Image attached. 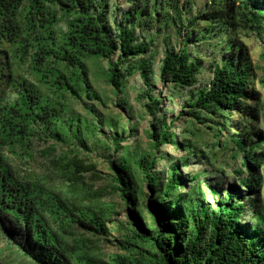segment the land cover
<instances>
[{"label":"trees","instance_id":"trees-1","mask_svg":"<svg viewBox=\"0 0 264 264\" xmlns=\"http://www.w3.org/2000/svg\"><path fill=\"white\" fill-rule=\"evenodd\" d=\"M259 70L264 0H0V264H264Z\"/></svg>","mask_w":264,"mask_h":264},{"label":"rangeland","instance_id":"rangeland-1","mask_svg":"<svg viewBox=\"0 0 264 264\" xmlns=\"http://www.w3.org/2000/svg\"><path fill=\"white\" fill-rule=\"evenodd\" d=\"M244 42L247 45L248 50H250V55H251L252 62L253 63L257 62L258 64H262L261 62L258 61V52H259V47L260 46L257 45L255 38H251L250 40H245ZM255 79L256 80H255L254 88H255V90L257 92L260 93V96H262L264 98V86H262V84H260V80L264 79V76H263L261 70L256 72ZM202 80L204 82L206 79L203 78ZM258 80H259V82H257ZM133 83H135L134 82V78H129L128 79V83H127V87H126V95L129 97L130 102L133 104V108L134 109H138V106H139L138 103L133 101V97L135 96L136 91L133 88H130V86ZM98 86L100 88H102L101 82H98ZM140 124L142 125L143 122H141ZM261 129L264 130V115H262V117H261ZM167 149H170V147H167ZM257 203L260 206H264V191H261L259 193V197H258ZM123 213L124 212L120 213V216H121L122 219L124 218V214ZM1 245L2 244H0V246ZM0 249H3V247H0ZM2 251L4 253V250H2Z\"/></svg>","mask_w":264,"mask_h":264}]
</instances>
